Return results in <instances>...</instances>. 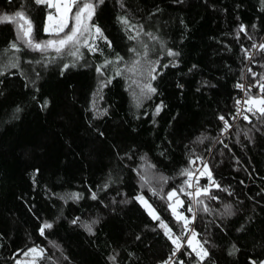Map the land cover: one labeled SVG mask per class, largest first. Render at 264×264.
Instances as JSON below:
<instances>
[{
  "label": "trees",
  "instance_id": "16d2710c",
  "mask_svg": "<svg viewBox=\"0 0 264 264\" xmlns=\"http://www.w3.org/2000/svg\"><path fill=\"white\" fill-rule=\"evenodd\" d=\"M21 9L30 13L36 41L49 40L43 29L54 10L34 0H0V14ZM121 16L134 27L126 31ZM92 22L111 47L104 40L95 43L99 50L81 47L79 60L69 49L38 52L20 43L19 53L9 50L16 26L0 23V264H16L34 247L45 250L37 264L164 263L176 245L161 221L176 236L185 230L166 194L177 191L190 219L193 200L185 181L191 180L181 172L192 171L197 157L207 159L220 185L210 189L218 199L201 195L204 203H196V239L207 241L210 252L203 264H258L264 259V117L246 109L251 122L243 116L228 137L219 117L231 125L236 101L243 94L260 96L250 87L264 83L258 47L264 44V0H104ZM141 25L137 40L129 39ZM117 54L123 61L97 71ZM13 56L19 67H3ZM154 61L157 91L142 94ZM117 68L122 75H115ZM244 83L243 91L237 85ZM195 185H209L207 176L199 174ZM140 195L159 220L136 199ZM204 204L211 211L204 212ZM44 222L53 226L42 236ZM233 246L238 251L230 255ZM188 253L187 246L175 260L197 264L195 253Z\"/></svg>",
  "mask_w": 264,
  "mask_h": 264
},
{
  "label": "snow or ice",
  "instance_id": "6c2138e0",
  "mask_svg": "<svg viewBox=\"0 0 264 264\" xmlns=\"http://www.w3.org/2000/svg\"><path fill=\"white\" fill-rule=\"evenodd\" d=\"M34 3L37 5H47L49 9H55V14L52 12L48 13L47 20L48 24L44 27L43 31L49 33L50 35L60 37L59 39H49L47 41H36L33 32H34V25L30 16V13L27 12L24 9L16 11L14 14H0V23H13L16 26V35L17 39L13 41L10 46L9 50H12L16 53H19L22 49L20 47V43H23L26 48L32 50V51H38V52H45L48 49L54 50L56 53H63L65 49H69L67 52L68 55H71L72 57H75L76 60L82 59L83 54L80 52V48H88L89 51L93 50H99L98 46L95 45V43H89L90 41H95L96 39L104 40L106 43H108L109 47H111V42L107 40V37L104 36L103 30L101 27L93 23V17L96 14V10L99 7V5L104 3V0H34ZM123 6V4H122ZM73 8L76 9V11L73 14ZM74 20V24L71 28H69V20ZM119 20L122 24L126 26V31H128L130 28L134 27L131 25L130 20L127 16H121L119 17ZM65 29H68L67 32H65ZM241 31H246L244 26H241ZM143 32V26H140V30L136 32V35H130L128 38L131 40H137L138 36ZM63 33V36L61 34ZM144 35L150 37L153 40L160 41V38L155 35L152 32H145ZM251 38V37H249ZM162 44V42H161ZM163 46V45H162ZM142 47L145 49L143 52V56L146 57L148 55L147 52V45L142 44ZM253 47H257L255 44H253ZM259 49L261 51H264V44H260ZM133 53H135L137 56H140L141 53L137 52V49L133 47L131 49ZM245 53H248V50H244ZM168 56H179L178 52H174L172 50H168L167 52ZM248 59H252L251 55L247 56ZM123 57L119 56L117 54L115 60H105V63L101 65L99 68H97V71L100 72L102 68L106 67L108 64H118L120 61H123ZM140 63V60H134L132 62V66L128 68L127 70L129 72H134L136 70V65ZM158 61L151 62L152 66L149 70V77L150 80L148 83L143 84L141 88L142 94L144 93V90H147L148 93L155 94L157 89L152 86L151 80L156 79L155 73L156 71V65H158ZM3 64V61L0 60V65ZM74 67L75 61L69 65L65 64L63 67L67 69L68 67ZM3 67L7 68H18L19 67V57L13 56L9 58V63L7 65H3ZM164 67H167V65H164ZM264 67V65H262ZM124 69L117 68L115 71V75L120 76L123 74ZM249 72H252L251 69L248 70ZM4 72L2 68H0V75H3ZM102 74V73H101ZM253 77L257 75H261L258 73H252ZM261 81H264V75H261ZM111 80L108 81H102L101 82V88L107 86L108 83H110ZM132 83H137L136 81H132ZM139 86V85H138ZM238 88L241 90H245L244 84H238ZM252 87H258L260 96L258 97H249L247 100L243 101L244 104L249 105L247 108L248 112H251L253 116H257V113H259V116H257V119H260L261 117H264V83L258 82L257 84L252 85ZM250 90V89H249ZM135 96V92L133 93ZM47 101L44 102V105L42 107L47 106ZM237 105L241 104L242 101L237 100ZM137 106L139 107V103H137ZM163 105H158L155 114H159ZM20 109L17 108L16 112H19ZM239 112V109H238ZM106 113V110H105ZM220 120L224 122V130L227 131L228 128L231 127V125L228 123V121L225 119V117L221 116L219 117ZM235 119V117H233ZM245 120H249L248 116H244ZM249 122H251L249 120ZM197 159H202L200 157H197ZM190 163H195V160L190 161ZM181 175H185L189 177V180H191L194 173L190 169H184L181 172ZM201 176H207L209 180V185L204 187H197L195 192H189L186 195L191 197L193 201L199 204H203L204 202L202 200H199L198 198L201 195L207 196L211 200L218 199L217 196L212 195L210 193L211 187L214 185L217 189H220V185L216 183L212 177V172L209 169L208 165L205 163L204 165V171L200 172ZM161 180H164L167 182L166 177H160ZM141 180L145 181L147 183V179L144 176H141ZM185 183L188 184V187H192L193 185L189 183L188 181H185ZM198 184V181H197ZM222 191L228 192L227 188L221 189ZM180 191H183V188L180 189ZM153 195H156V191L152 190ZM167 199L172 200L173 197H176L178 195L177 191L174 189L167 194ZM229 195L231 193L229 192ZM71 198L73 199H79L80 196L78 193L71 194ZM93 199H96L95 193L92 195ZM163 198V196L161 197ZM136 199L140 201L142 204H144L149 209V214L153 216V219L159 220V216L156 214L155 209L152 208L151 204L148 203V201L142 196H137ZM178 204L181 206L183 205V201H177ZM170 208H172L173 215L176 217L178 221H183V227L188 229L189 224L192 223L193 220H195V213L193 212L192 206L190 205L187 208L188 212H192V217L189 219L187 216H185L183 213H179L176 210V207L173 205H169ZM230 205H226L225 209L228 214H231L230 212ZM204 212H209L211 209L204 204L203 206ZM78 219V218H77ZM76 220H73L72 223H76ZM97 223V221L92 222ZM52 224L48 222H44L42 227L39 229L40 234L43 236L46 229H51ZM88 231L92 232V225H86ZM161 227L166 228V234L169 236V239L172 240V243L176 245L175 250L172 253V256L168 258V260L164 261V264H184V261L182 260H173V257L176 255L177 252L180 251V249L184 246L181 240V236H175L172 234V230L167 227L162 221H161ZM191 232V238L187 241L188 247L191 249V253H195L197 259V264H203V261L210 256V252L207 248L204 247L207 241L201 242L200 240H197L196 237L199 235L194 229H189ZM174 237V238H173ZM195 242V243H194ZM235 251H238V249L233 246V250L229 253L230 255L234 254ZM191 253H188L191 255ZM26 256L29 254H32L34 261L36 258H43L45 255V250L41 248H30L27 252L24 253ZM111 260L115 261L116 257H110ZM16 264H21L20 261H17ZM252 264H256L255 261L252 262ZM261 264H264V262H261Z\"/></svg>",
  "mask_w": 264,
  "mask_h": 264
},
{
  "label": "built area",
  "instance_id": "2783aa9c",
  "mask_svg": "<svg viewBox=\"0 0 264 264\" xmlns=\"http://www.w3.org/2000/svg\"><path fill=\"white\" fill-rule=\"evenodd\" d=\"M245 85V83H244ZM251 90H255L258 94H259V89L258 87H250ZM244 91V90H243ZM240 101H242L241 104L239 105H236V109L233 113V116H232V124H231V128L241 119L243 118L244 114H245V110L247 109V104H244L243 101L247 100L245 95L243 94L240 99ZM238 109H239V112H238ZM233 117H235V119H233ZM231 128H228L227 131H224L223 132V137H228L229 136V132L231 130ZM203 165H205V163L201 160H198V159H195V163L192 164V170H193V173H194V177H192L191 179V184L193 185L191 187V191L190 192H195L196 191V188H195V181H196V178L198 177V175L200 174V172H202L203 170ZM193 212L195 213V220H196V209H195V206L193 204ZM177 212L179 213H183L184 212L180 209V210H177ZM192 212H190V216L192 217ZM175 217V216H174ZM176 218V217H175ZM191 219V218H190ZM195 220L192 221L191 224H189L188 226V229L185 228L184 232L181 233L180 235H177V236H181V240H182V243H183V247L180 249V251H182L185 247H187V241L191 238V232L189 231V229H195ZM176 235H174L175 237ZM173 237V238H174ZM177 254V253H176ZM175 257L176 255L173 257V260H175ZM164 264V263H162Z\"/></svg>",
  "mask_w": 264,
  "mask_h": 264
},
{
  "label": "rangeland",
  "instance_id": "374dc122",
  "mask_svg": "<svg viewBox=\"0 0 264 264\" xmlns=\"http://www.w3.org/2000/svg\"><path fill=\"white\" fill-rule=\"evenodd\" d=\"M53 10H54V14H55V12H56V10L53 8ZM76 11V9L75 8H73V14H74V12ZM48 24V20H47V23H46V25ZM73 24H74V20H69V28H71L72 26H73ZM68 31V29H65V32H67ZM47 33V32H46ZM48 35H49V39H59L60 37H57V36H53V35H50L49 33H47ZM61 36H63V33L61 34ZM100 40L101 39H96L95 41H94V43H99L100 42ZM93 42V41H92ZM249 97H254V96H248L246 99H248ZM249 107V105H247V108ZM224 136V135H223ZM195 160V159H194ZM199 160H201V161H203L204 163H206V158H204V159H199ZM192 164L193 163H191V169H192ZM202 171H204V165H203V170ZM192 172H193V170H192ZM192 177H194V175L192 176ZM195 188H197V185L195 186ZM183 201L181 198H177V197H173V199L172 200H170V202H171V205H173V206H175L176 207V210H182L184 213H185V210L183 209V205L181 206L180 204H178L177 203V201ZM193 204H194V206H195V209H196V202L195 201H193ZM144 205V204H143ZM145 206V205H144ZM145 208L149 211V209L145 206ZM171 210H172V208H171ZM173 212V211H172ZM195 243V242H194ZM20 262H21V264H37V258L35 259V261H34V258H33V256H32V254H29V255H27V256H25V257H23L22 259H20L19 260Z\"/></svg>",
  "mask_w": 264,
  "mask_h": 264
},
{
  "label": "water",
  "instance_id": "95a60500",
  "mask_svg": "<svg viewBox=\"0 0 264 264\" xmlns=\"http://www.w3.org/2000/svg\"><path fill=\"white\" fill-rule=\"evenodd\" d=\"M261 262H264V259H262L258 264H261Z\"/></svg>",
  "mask_w": 264,
  "mask_h": 264
}]
</instances>
